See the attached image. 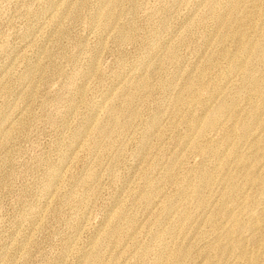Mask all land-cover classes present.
Wrapping results in <instances>:
<instances>
[{
    "label": "rangeland",
    "instance_id": "374dc122",
    "mask_svg": "<svg viewBox=\"0 0 264 264\" xmlns=\"http://www.w3.org/2000/svg\"><path fill=\"white\" fill-rule=\"evenodd\" d=\"M0 264H264V0H0Z\"/></svg>",
    "mask_w": 264,
    "mask_h": 264
}]
</instances>
